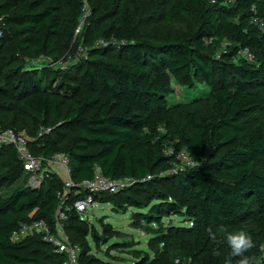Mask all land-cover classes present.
I'll list each match as a JSON object with an SVG mask.
<instances>
[{
  "label": "trees",
  "instance_id": "trees-1",
  "mask_svg": "<svg viewBox=\"0 0 264 264\" xmlns=\"http://www.w3.org/2000/svg\"><path fill=\"white\" fill-rule=\"evenodd\" d=\"M225 1L185 0L172 4L170 9L175 14H198V27L191 33L155 39L141 37L136 31L141 0H107L124 41L89 49L92 58L77 75L85 89L80 105L67 107L61 113L65 99L40 94L36 101L41 113L38 125L52 132L64 129L71 136L62 147L38 136L29 148L43 157L55 152L67 154L71 176L76 181L92 177L96 167L107 177L125 176L133 183L152 175L172 180L178 200L187 206L173 199L165 201V210L186 209L201 229L211 227L229 251L227 256L209 263L199 261L189 248L187 256L192 264H235L239 259L231 256L224 233L219 231L221 227L230 232L243 229L250 233L254 247L245 255L255 257L256 264H264V259L257 262L260 245L264 243V32L250 22L253 14L264 20V0H233L234 6L241 7L238 24L230 43L215 54L222 38L217 17L225 8L229 9ZM81 5L82 0H24L7 24L13 28L20 49L54 57L60 51L57 37L65 32V21L76 25ZM6 7L5 2H0V14H4ZM203 37L211 38L210 42ZM243 48L253 53L252 61L239 54ZM109 74L115 79H110ZM168 76L187 88H194L197 83L212 87L214 108L201 120H194L188 111L185 122L189 131L185 133L166 122ZM22 77L19 80L25 85L19 87V93L25 88L31 94L42 93L39 76L28 71ZM0 92L12 97L3 86ZM0 124L24 128L1 120ZM162 124L164 132L160 131ZM39 141L41 144L35 150L33 145ZM167 148L171 149L169 154L165 153ZM182 148L193 153L201 150L202 154L197 153L198 163L192 167L172 170L178 161L175 155ZM5 150L16 171L24 177L0 201V262L47 264L34 257L11 255L39 250L45 260H51L50 264H60L63 255L39 235L11 241L9 233L19 222L29 219L28 213L50 219L58 203L56 192L61 181L50 175L39 188L29 185L15 149L1 144L0 152ZM106 194L113 193L102 192L94 198L109 202L111 198ZM79 216L71 211L65 230L71 242L80 247L78 261L83 264L86 248L83 241L76 239H83L87 229L79 224ZM159 242L163 244L164 263L174 264L177 243L166 238ZM33 245L37 247L32 248Z\"/></svg>",
  "mask_w": 264,
  "mask_h": 264
},
{
  "label": "rangeland",
  "instance_id": "rangeland-1",
  "mask_svg": "<svg viewBox=\"0 0 264 264\" xmlns=\"http://www.w3.org/2000/svg\"><path fill=\"white\" fill-rule=\"evenodd\" d=\"M6 3L2 16L3 34L0 36V86L5 87L12 97L0 92V120L14 126H22L32 138L41 136L42 141L61 146L71 136L64 129H43L37 121L41 120L36 101L40 94H52L56 99H65L63 113L67 107H76L82 103L85 91L78 71L92 58L89 49L95 46H114L124 41L112 8L107 0H82L78 11V21L72 24L65 21V32L58 35L60 51L54 57L34 50L26 51L17 45L18 38L13 28L7 24L12 15L24 0H0ZM185 0H141L138 12L139 19L136 31L141 37L163 39L168 34L191 33L199 24L196 13L175 14L170 6ZM206 3L215 0H205ZM227 8L218 14L217 22L222 38L215 54H218L231 41L241 7L234 6L233 0L224 2ZM154 6L156 8H154ZM154 10H157L158 13ZM71 12H74L71 10ZM264 32V21L259 26ZM122 34V35H121ZM205 42L211 38L203 37ZM36 74L42 79V93L31 94L28 88L19 93V87L25 85L20 81L25 72ZM110 79H115L109 74ZM170 92L166 97V122L171 127L189 131L185 122L186 113L192 112L194 120H201L203 115L214 108L212 87L197 83L194 88L180 86L171 77H167ZM20 81V82H19ZM22 121V122H21ZM21 123V124H20ZM166 129L162 126L160 131ZM173 130V129H171ZM31 131L32 133H30ZM41 141L33 146L35 150ZM62 147V146H61ZM62 149V148H60ZM223 149V148H222ZM221 149V150H222ZM183 155L198 163L197 153L182 149ZM178 165L183 166L179 161ZM159 175V174H158ZM0 201L5 200L24 175H19L8 156V150L0 152ZM160 176V175H159ZM125 176H119V178ZM26 182L28 177L25 176ZM135 184V185H134ZM113 194L109 202L95 200L92 206L79 216V224L87 229L83 239L85 251L83 264H165L162 257L163 244L160 238L173 239L177 243L174 252V264H192L187 251L192 248L199 261L214 263L228 255V249L217 237L213 240L208 230L201 229L186 209L180 212L165 210V201H178L186 208V203L178 200L172 180H163L152 175L139 182L127 180V185ZM192 208V207H190ZM194 213V210H191ZM106 229V231H104ZM214 232V231H213ZM37 247L33 245L32 248ZM261 249V248H260ZM14 258L27 256L47 264L39 250L22 251L11 254ZM0 264H10L0 262Z\"/></svg>",
  "mask_w": 264,
  "mask_h": 264
},
{
  "label": "built area",
  "instance_id": "built-area-1",
  "mask_svg": "<svg viewBox=\"0 0 264 264\" xmlns=\"http://www.w3.org/2000/svg\"><path fill=\"white\" fill-rule=\"evenodd\" d=\"M251 9L255 10L252 6ZM2 16L0 15V36L3 34ZM263 18L253 14L250 22L258 26L263 23ZM245 59L252 61L253 53L248 48L239 51ZM49 129V128H45ZM35 138H32L34 140ZM30 139L24 129L3 127L0 124V145H11L17 154V158L27 173V183L35 188H39L46 177L56 175L61 181V188L57 190L58 203L52 211L51 218L34 216L33 212L28 213L29 219L19 222L9 233L11 241H20L29 235H39L44 241L49 243L53 250L63 255L60 264H79L78 256L80 247L72 243L65 230V222L69 218L71 211L80 216L85 215V211L92 206L95 201L94 195L102 192L115 193L127 185L129 177H107L96 167L93 176L76 181L71 176L68 155L63 152H55L50 156L43 157L35 155L29 148ZM183 149V148H182ZM180 149L175 157L178 160L172 170H181L192 167L193 161L187 159ZM170 148L165 153L169 154ZM179 161L183 166L178 165ZM132 181V179H131ZM75 193H74V192ZM261 255L257 262L264 259V243L260 245Z\"/></svg>",
  "mask_w": 264,
  "mask_h": 264
},
{
  "label": "clouds",
  "instance_id": "clouds-1",
  "mask_svg": "<svg viewBox=\"0 0 264 264\" xmlns=\"http://www.w3.org/2000/svg\"><path fill=\"white\" fill-rule=\"evenodd\" d=\"M220 232L224 233V240L227 246L231 249L232 257H239L235 264H256L255 257L245 255L250 249L254 247L253 238L247 231L240 229L237 231H228L221 227ZM208 232L213 240L216 239V233L209 227Z\"/></svg>",
  "mask_w": 264,
  "mask_h": 264
}]
</instances>
